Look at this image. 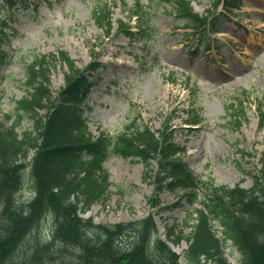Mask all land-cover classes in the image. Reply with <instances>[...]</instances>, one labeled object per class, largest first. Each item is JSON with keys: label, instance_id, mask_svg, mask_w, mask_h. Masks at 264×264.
Listing matches in <instances>:
<instances>
[{"label": "rangeland", "instance_id": "1", "mask_svg": "<svg viewBox=\"0 0 264 264\" xmlns=\"http://www.w3.org/2000/svg\"><path fill=\"white\" fill-rule=\"evenodd\" d=\"M28 1V8L12 11L0 0V14L12 27L0 87L2 119L15 112L16 101L27 93L24 59L65 50L85 68L91 61L90 46L95 45L105 65L93 74L95 85L85 104L95 137L101 132L117 135L133 120L155 132L168 122L176 141L186 148L181 157L198 176L218 185L253 187L264 152V123L258 110L261 104L264 108V0H242L239 9L224 16L220 7L215 14L220 19L218 32L213 35L220 43L204 55L201 50L193 53L201 41L185 20L176 18L172 3L140 0L149 7L143 19L147 38L135 40L124 34L106 38L92 18L95 0ZM101 1L113 4L114 31L119 21L135 24L127 11L131 0ZM189 1L201 15L213 3ZM65 71L59 64L51 68L52 90L63 86ZM195 111L202 123L192 129L187 122ZM21 128L33 129L32 120L26 117ZM104 164L112 182L108 197L84 216L110 226L153 214L159 235L180 254V263L187 264V238L194 224L189 214L200 203H189L179 190H165L160 204L152 208L155 183L147 178L142 162L111 153ZM29 196L25 190L24 199ZM212 225L222 240L223 228L217 221ZM172 227L183 231L179 244L167 237ZM223 251L231 264H240L232 241L224 243Z\"/></svg>", "mask_w": 264, "mask_h": 264}, {"label": "trees", "instance_id": "2", "mask_svg": "<svg viewBox=\"0 0 264 264\" xmlns=\"http://www.w3.org/2000/svg\"><path fill=\"white\" fill-rule=\"evenodd\" d=\"M158 1L173 2L176 18L205 39L204 51L219 42L210 36L217 30L214 10L222 5L232 12L241 2L213 0L212 10L200 15L189 0ZM3 2L14 10L26 0ZM134 3L133 14L143 19L148 8L140 0ZM5 17L0 15V71L8 61L4 45L11 30ZM92 17L107 36L112 34L107 2L97 0ZM137 28V33L128 27L120 30L145 38V24L139 20ZM93 57L84 70L65 51L25 62L27 93L16 101L14 113L0 117V264H180V255L160 237L153 214L112 226L83 216L108 197L112 183L104 163L111 153L144 164L147 178L155 183L153 208L160 204L158 197L164 190H180L189 203L200 202L201 207L189 215L194 224L187 238V264L205 260L231 264L223 251L228 240L240 253V264H264V152L254 186L231 187L203 179L188 167L180 157L186 149L175 141L168 123L157 133L133 120L117 135L102 132L95 138L84 109L94 85L90 74L103 67L95 52ZM57 63L68 70L64 85L53 91L50 71ZM2 79L0 73V85ZM258 110L263 124L262 104ZM26 117L33 129L21 128ZM190 122L200 123V115L195 112ZM25 190L30 193L26 199ZM212 221L223 228L222 240ZM167 237L177 244L185 238L176 227L168 229Z\"/></svg>", "mask_w": 264, "mask_h": 264}]
</instances>
